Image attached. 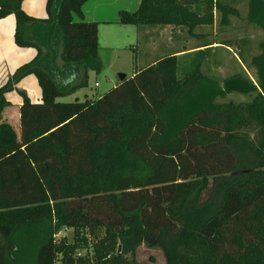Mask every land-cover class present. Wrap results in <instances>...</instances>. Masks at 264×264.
Masks as SVG:
<instances>
[{
    "label": "trees",
    "instance_id": "obj_1",
    "mask_svg": "<svg viewBox=\"0 0 264 264\" xmlns=\"http://www.w3.org/2000/svg\"><path fill=\"white\" fill-rule=\"evenodd\" d=\"M88 1L48 0L47 18L36 19L24 0H0V20L16 19L15 44L37 51L0 88V264H141L143 246L166 264H264V45L256 82L237 73L220 85L203 70L207 48L184 78L180 57L157 56L95 101L59 102L104 69ZM193 1L142 0L119 23L202 41L197 29L215 13L231 26L245 0ZM247 1L264 30V0ZM73 71L82 82H67ZM31 75L41 104L17 88ZM14 91L20 135L3 120ZM234 94L248 101L221 102ZM62 229L71 240L56 239Z\"/></svg>",
    "mask_w": 264,
    "mask_h": 264
},
{
    "label": "crops",
    "instance_id": "obj_2",
    "mask_svg": "<svg viewBox=\"0 0 264 264\" xmlns=\"http://www.w3.org/2000/svg\"><path fill=\"white\" fill-rule=\"evenodd\" d=\"M47 2L48 0H24L23 10L27 15L33 18L45 19L47 18ZM141 2L142 0H136V4H133L130 0H89L84 6L83 13L86 21L99 24V47L102 61L103 50L127 51L130 49L136 51V43L138 42L139 34L141 35V33L145 36V51L143 55L147 58L142 66L133 73L131 78L135 76L138 70L144 68L148 64H152L156 58L153 56H156L155 54L158 52L162 53L158 56L172 54L182 57L190 54L194 55L196 52L201 50L205 51L207 48H214L213 45L209 47L205 46L211 44V42H208L207 44L204 42H198L196 46L189 50H186L185 47L179 48V34L184 31L182 28H176L173 26L164 28L146 27L142 32H139L138 28L135 26L120 24V13L123 11L130 13L136 12L140 7ZM246 2L247 0L243 3ZM189 4L195 8L193 0H189ZM109 17H112V19H109ZM208 27L209 26H203L197 29V32H199L198 34L208 36V34L202 33V31ZM15 30L16 19L14 16H9L0 20V88L8 82L10 77L19 67L31 62L37 56V51L35 49L19 48L15 44ZM192 38L198 40V38ZM202 41L204 40L202 39ZM220 45H222V43ZM91 73L93 72L89 73V78ZM82 75V73L73 71L66 80L68 83L74 82L78 84L82 82ZM97 86L98 84H96V87ZM17 88L18 90L25 92L33 103H42V90L34 75L22 80ZM83 96L85 97L84 100L95 101L98 99L93 95L91 98L86 93H83ZM6 98L11 103V107L7 108L4 112L3 120L4 122L11 124L17 134L20 135V109L23 104V98L17 91L8 93Z\"/></svg>",
    "mask_w": 264,
    "mask_h": 264
},
{
    "label": "rangeland",
    "instance_id": "obj_3",
    "mask_svg": "<svg viewBox=\"0 0 264 264\" xmlns=\"http://www.w3.org/2000/svg\"><path fill=\"white\" fill-rule=\"evenodd\" d=\"M136 4V0H130ZM238 9L240 17L231 18V26L222 27L220 25V16L215 13V23L212 26L204 29L202 33L208 34V38L203 39L213 44V49L210 54L204 58L203 70L206 74L216 79L220 85H223L225 80L237 73L247 74L254 82L257 81L256 69L252 62L255 57L262 55L264 45V30L258 25H253L250 22V7L249 2L239 3ZM135 8V6H134ZM120 18V17H119ZM112 19V17H109ZM247 41L248 45L244 47L243 41ZM225 41H231L233 47L227 48L220 45ZM196 39L190 37L187 30L179 34V48L185 47L189 50L198 44ZM137 50L132 51H111L103 50L102 58L104 69L100 74L91 73L88 79V85L85 88H79L72 96L59 99L60 102H74L76 98L84 100L83 93L88 94L91 98H101L110 90L119 85L121 75H126L131 78L133 73L139 69L147 57H144L145 51V36L139 34V40L136 43ZM161 52L156 53V56L161 55ZM243 57L244 61L240 58ZM193 59V54L180 57L179 78H184L183 67L188 65V60ZM96 84L98 86L96 87ZM244 102L248 98L239 94L229 95L221 102ZM67 237L69 240L73 237V232L70 229H62L56 235V239L60 240ZM138 261L141 264H166L163 252L161 250L150 249L143 246L138 250Z\"/></svg>",
    "mask_w": 264,
    "mask_h": 264
},
{
    "label": "water",
    "instance_id": "obj_4",
    "mask_svg": "<svg viewBox=\"0 0 264 264\" xmlns=\"http://www.w3.org/2000/svg\"><path fill=\"white\" fill-rule=\"evenodd\" d=\"M127 78L126 75H121V81H124Z\"/></svg>",
    "mask_w": 264,
    "mask_h": 264
}]
</instances>
